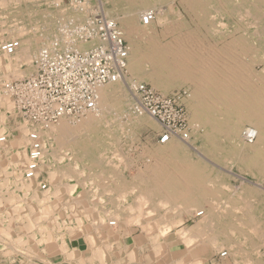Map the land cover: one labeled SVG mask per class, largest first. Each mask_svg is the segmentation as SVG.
Here are the masks:
<instances>
[{"label": "bare ground", "instance_id": "obj_1", "mask_svg": "<svg viewBox=\"0 0 264 264\" xmlns=\"http://www.w3.org/2000/svg\"><path fill=\"white\" fill-rule=\"evenodd\" d=\"M21 1L25 0H0V6L2 9L10 3L16 6ZM74 1L70 7L61 6L60 1L53 3L51 8L54 11H49L55 18H50L48 23L42 21V25L39 16L43 20V14L39 13L29 21L23 16L28 13L20 11L21 8L13 13L14 20L11 18L9 23L0 21V43L7 40L20 43L12 55L0 53V261L12 264L15 257L18 264H78L75 258L79 251H69L63 238L65 233L70 237L80 232L83 245L89 248L86 264H123L111 261L109 256L110 251L117 249L114 247L115 238L122 235L117 233L118 229L123 227L129 232L130 223L139 225L141 219L154 215L162 217L160 212L165 214L170 208L179 207L187 215L199 218L195 225L182 227L179 233L189 253L197 256L196 264H202L212 251L221 253L223 249L232 264H263L264 198L260 195L264 188L260 184L264 183V0H214L210 3L213 7L210 14L205 10L208 5L200 6V0H178L184 13L191 17L194 28L184 17L172 22L168 20L167 23V14L154 10L156 0H104L100 6L106 16L118 13L122 8L120 15L110 20L118 23V32L128 43L126 72L130 78L96 88L95 109L83 117H61L46 127L21 121L15 128L19 134L12 136L7 122L9 115L14 114L15 106L3 89L7 80L30 77L35 73L33 62L39 51L52 47L56 41L62 40V50L78 52H84L98 43L94 38L88 43H70V33L61 32L68 23L85 22L86 17L80 13L74 20L68 18L67 14L90 6L87 0ZM172 2L169 1L168 6ZM202 7L205 13L199 12ZM225 10H229L230 21L218 18L213 26L206 25L207 16L222 17ZM149 12L154 18L144 26L140 18ZM155 18L164 27L162 35H169V40L164 43L157 39L158 35L152 28ZM229 23L234 24L232 28L228 27ZM180 27H184L186 32L170 36L169 30L172 34ZM22 65H27V68L22 69ZM133 79L149 83L163 95L175 86H186L188 95L184 102L191 113L193 132L197 134L198 130H202L194 141L198 139L204 144V152H215L217 155L206 157L196 149L190 138L187 141L171 139L165 144L158 143L159 146L150 152V159H145L147 176H142L143 182L138 177L136 180L133 178L137 185L142 183L141 187H145L138 194V203L128 204L123 211L112 209L109 201L102 197L111 192L110 187L123 186V181L115 177L116 164L107 161L105 167L110 168L107 173L109 180L98 184L103 195L92 191L88 195V199L94 201L90 210L80 198L81 194L76 196L75 191L78 184L84 186L87 181L94 184L93 178L76 179L84 177L86 166H96L92 159L96 147L91 137L95 142L96 138H105L104 141L109 143L112 138L125 137L123 134L128 130L120 123L123 117L133 126L157 128L148 114H139L132 109L133 99L126 85L127 82L136 83ZM112 124L116 128L108 130L106 127ZM101 126L106 129H98ZM36 137L42 156L37 173L27 179L28 151ZM225 139L231 144L225 145ZM54 143L59 150L71 154V160L68 157L70 167L61 171L53 169L56 159ZM247 151L251 154L246 155ZM189 153L196 156L195 163H189ZM63 157L64 154L60 155L59 163ZM208 164L216 169L212 179L208 178V169H211ZM234 167L237 174L232 171ZM43 171L47 175L45 178L41 176ZM244 175L258 181L254 188L247 186L249 181ZM89 176L93 174L89 173ZM7 177H11L9 185L5 181ZM230 178L239 179L240 186L232 188ZM17 192H21L22 196H18ZM150 197L156 200L154 204H147ZM5 198L11 199L3 202ZM95 204H99L101 209L95 210ZM179 210L178 215L181 214ZM174 216L163 215L162 222L158 224L157 220L152 224L154 226L149 225L148 221H153L148 220V226L143 228L150 238L154 235L151 239L154 256L163 255L165 243H158L157 239L166 237L171 231ZM198 238L203 241H197L192 248L193 241ZM254 238L258 243L254 242ZM133 244L125 256L121 255L127 259L125 264L142 261ZM120 250L117 251L120 253ZM183 258L175 262L183 264ZM54 259L60 262L55 263Z\"/></svg>", "mask_w": 264, "mask_h": 264}, {"label": "rangeland", "instance_id": "obj_2", "mask_svg": "<svg viewBox=\"0 0 264 264\" xmlns=\"http://www.w3.org/2000/svg\"><path fill=\"white\" fill-rule=\"evenodd\" d=\"M156 1L157 2L155 3L154 10H158L159 9V12H161V13L164 12V14L166 13L167 14V16H166L167 23H168V20H169V22H172V21L178 20V19L181 20V18L184 17L187 20L188 25L194 28L193 23L191 24V17L184 13V10H182L183 8L180 7V5L178 3L179 2L178 0H173V2L171 3V5H169V6H168V2L169 1H172V0H156ZM56 2L57 1H55V0H40V1H37V2L35 0H32V1L30 0V2H29V0L28 1L25 0L24 2L21 1L19 3V5H16V6H14L11 3L10 4H7V6L6 5L3 6V9H2V6H0L1 7L0 8V21L1 22L3 21V22H6V23H9L10 19L11 18L12 19L14 18L13 17L14 16L13 13L15 11H18L19 8H21L20 11H22V12L25 11V13H28L27 15L29 17L27 15H23V14L22 15L25 18H28L29 21H32L33 20L32 17L39 16L38 14L41 13V14H43V20H42V16L41 17L39 16V19H41L40 24L42 25V21L44 23H48L50 21V18H55V16L54 17H51L53 15H51V13H50L49 10L54 11L52 9L53 7L51 8V6L53 5V3H56ZM74 2H75L74 0H70V1L61 0L60 1V4H61V6L63 5V7H70ZM87 2H89V4H90L89 8L84 9L83 12H81L79 10L78 11H73V13L71 12L72 14H70V13H69V15L67 14L68 18L70 17L71 19L74 20V19L78 18L76 16H80V14H83L85 17H88L94 11L96 12V8L97 9H100L97 6L96 0H87ZM212 2H215V1L214 0H200L199 1L200 6L208 5V7H205V10L207 11V13L212 12V10H213V7L210 6V3H212ZM31 3H33V4H31ZM21 4H22V6H21ZM11 5H12V7H11ZM17 6H19V7H17ZM119 10L122 12V8H119ZM198 10H199V12H204L205 13L204 7H202L201 9L199 8ZM103 11H104V9H102V12ZM120 11L118 13H114V14H112L110 16H106L105 15V12H103V14H104V17L105 18L113 19L112 17H116V15H120ZM225 11L227 13L225 12L222 17L221 16H218V17L217 16H213V17L211 16L210 17V15L207 16L206 25L207 26L208 25L213 26L214 23H215V20L218 19V18L223 19L224 22L230 21L228 19V17L230 16L229 10L228 11L225 10ZM31 12H33L35 14H32ZM47 13H49L50 15L49 14L47 15ZM204 13H202V14H204ZM72 16L75 17V18H73ZM79 18L82 19L81 17H79ZM211 18H212V20H211ZM209 20H211V22H208ZM114 22L116 23V25L118 27V23L116 21H114ZM154 23H156V24H154ZM154 23L152 25V28H153L156 36L158 35L157 39L161 43H164V42L168 41L169 40V35H167V36H163L162 35L164 33V31H163L164 30V27L158 22L157 18H155ZM187 23H185V24H187ZM138 24H139V22H138ZM158 24H160V25H158ZM233 25L234 24L229 23L228 24V27L229 28H232ZM180 32L181 33L182 32L185 33L186 32V29H184V27L183 28L180 27V29L172 32V34H171V31L169 30L170 36L177 35ZM125 43H126V46H127L128 43H127L126 40H125ZM249 56H251V54H249ZM126 65H127V62H126ZM26 68H27V65H22V69H26ZM256 68L259 69V66H256ZM33 75L34 74H32L30 77H32ZM30 77L26 76L24 78H30ZM127 77H129V73H127ZM15 80L20 81V79H15ZM15 80L12 79L11 81H15ZM21 80H23V79H21ZM7 81H10V80H7ZM132 81L133 82H136V83H139V82H137L134 79ZM129 84H131V83L130 82H127V85L126 86H127L128 90H129V92L131 93V90L132 89H131V86ZM139 84L140 85H145V86L149 87L151 90H153L155 93H157L159 95H162V96H165V97H171V98L176 99V102L174 100L173 101L178 106V108H180L184 112V114H185V118L187 120L186 121L187 122V131H188V134H190V140H193L194 146L196 147V149L199 152H203V155H205L206 157L207 156H210V155H213V156L214 155L215 156L217 155V153H215V152H213V153H207L206 151L204 152V144L200 140H198V139H196V141H194L195 138L198 135L201 134V131L202 130H198V133L197 134H194V132H193V124H192L193 122L191 121V113H190V111L188 110V108L186 106L187 104H185V102H184V100L186 98V95H188V91H186V89H187L186 86H184V85L183 86H179V87H176L175 86V87L171 88L170 91H168L165 95H163L160 92H158L157 90L153 89L152 86L149 83H139ZM130 98H131V100L132 99L134 100V97L132 96V93L130 94ZM134 102L135 101H133V103ZM132 109H133V107H132ZM13 110H14V114H17V117L15 118L14 117V114L13 115L11 114V115H9L8 122H7V127L9 129H11L12 136L19 134V131L17 129H15V128L17 126H19V124H20L21 121H25V119L16 110V108L13 107ZM68 118H71V117H68ZM73 119H75V118H73ZM149 119H150V117H149ZM150 120H151V122L153 121V123L157 124V128L156 129L155 128H152V127H146V128H144V127H140V126H136V125L133 126V125L129 124L128 121H126V118L125 117H123V119L120 121V123L128 130V133L123 134V135H125V137L124 136H120V137L112 138L113 141L111 143H109L108 141H104L105 138H102V140L100 138H96V142H95L94 137H91V141L94 142V145L96 147L95 148L96 149V151H95L96 154L93 153V157L94 158H92L93 159V162H96V166H90V167H87L86 166L83 169V171H84V177L78 178V177L75 176L76 179H78V180L79 179L85 180L87 178H93L94 179V184L93 185L91 183H88L89 181H87V182H85V185L84 186L78 184L77 187H76V191H75L76 196L79 195V194H81L80 195V198L82 200L84 199L83 200L84 203H86L87 205H89V209L90 210H91V208H93V206L90 207V205H92L94 201H91L90 199H88V195L91 194L92 192H95L96 194L100 195L102 192H101V187L98 184L103 183V182H108V180H109L108 177L110 175H108L107 173L110 172V168L105 167L106 165H108L106 163L107 161H112L113 164H116V167H117L116 168V172L117 173H116L115 177L116 178L117 177L120 178L123 181V186H125V187L122 186L123 187V192H121L122 187H119V188L117 187V188H113V189L110 187L109 190H111V192L108 195H106V194L103 195V193H102V195H103L102 197H105V201H109L112 209H115L116 208L118 211L119 210L123 211L129 205H135V204L138 203L137 202V200H138L137 199L138 194H140L144 190L145 187L144 186L141 187V185H143L142 183H139L137 185V182L134 181L133 178L136 180V178L138 177L140 179V182H143L142 176L144 177V175L146 174L145 172H147L145 170L146 168L144 169V167L146 166L147 161L150 159V156H151L150 155V152H152L154 149H156L159 146V144H158V137H159V135L162 132L161 126L154 119H150ZM28 126H31V125L28 124ZM32 126H35V125H32ZM106 128L108 130H111V129H115L116 126L112 124V125H109ZM106 128H104V126L98 127V129H100V130H104ZM34 140H36V139H34ZM130 141H132V142H130ZM224 143L227 146L231 144L226 139H225V142ZM55 144L56 143H54V147L56 148V152H55V155L54 156H55L56 159H54L53 169L54 170L57 169V170H60L61 171L64 168L70 167V162L71 161H69V158L71 160V154L69 152H63L64 150H59L57 144L56 145ZM118 145H120V146L118 147ZM66 153H68V155H66ZM248 153L251 154L250 151H247L246 152V155ZM63 154H64V157L62 158V160H60V163H59L58 158L60 157V155H63ZM130 154H131V156H130ZM219 155H221V153ZM120 157H121V160H122V161L120 160L121 162L119 161ZM187 157H188L189 163H195L196 156L193 155V153H189L187 155ZM145 159L146 160L148 159V160L146 161ZM211 161L213 163H217V161H215V160H212L211 159ZM208 165L211 168V169H208L209 170V174H208L209 176H208V178H211L212 179L216 175V169H214V167L212 165H210V164H208ZM138 170L140 172H138ZM232 171H233V173L237 174V170L235 169V167L232 169ZM45 173L46 172H44V171L41 173V176L43 178L47 177V175ZM89 173L93 174V176H89ZM98 174H99V176H98ZM97 176L100 177V178H98ZM145 176H147V174ZM101 177H102V180H101ZM244 177L249 181L248 183H246V184H248L247 186L249 188H254L255 187V183L258 182V181L255 178H253L252 176H250V175H244ZM60 178H61V176H60ZM10 179H11V177H7L5 179L7 185L10 184ZM229 183H230L229 185H231L232 188H237L238 186H240L239 184H241V181L239 179L230 178ZM260 185H261V187H264V183H261ZM118 193H120L121 195L118 194ZM16 194L18 196L19 195L22 196L21 192H17ZM7 196L8 195H6V197ZM260 197L261 198H264V190H263V192L261 191ZM115 198L118 200V202H117V200ZM8 199H11V198H5L3 200V202H9ZM135 199H136V201H134ZM149 200L150 201L147 202V204H154V202H156V200L153 199V198H151V197H150ZM95 205H96L95 206V210L98 211L99 209H101V206H99V204H95ZM178 208L179 207H176V208L175 207H172V208H170V210L168 211L169 214H168L167 211H166L167 214H166V212H165V214H163V212H160L159 211L162 214V217H163V215L168 216V217L170 215H175L174 217H172L173 219H172V228H171V231H170L171 233L169 232L166 237H159L157 239V241H159L158 243H161V244H163V242L165 243V244H163V247H164L163 255H161L159 257L156 256V255L154 256V249H153V247H151L152 246V244H151V241L152 240L151 239H152V236H154V235H152L151 238H150V236L146 235V232L143 229V228H146L149 223H151L149 225L154 226L152 224L155 223V222H157V220H158V224H160L162 222L163 218L162 217H159L161 215H159V216L158 215H154V216H149L148 218L141 219V223L139 225L138 224H135L134 225V224H131L130 223L131 225L129 224V226H128L129 232H127V230L124 229L123 227H120L118 229L117 233L122 234V235H120L117 238H115V241H114L115 246L114 247L117 248V249L110 251L109 256H110L111 261H115L116 260V261H120L121 263L125 264L126 261H127V259H126V257H122V256H125L126 252L129 251L130 248H132V244L134 243L133 244L134 245V248L142 256V261H139L140 263H138V264H164L163 263L164 260L165 259L167 260V258L169 257V254H168L169 249L172 250V251L176 250V251H180L181 253H184L185 255H183L182 258L184 256H186V257H185V259L183 258V260H184L183 263H185V264L186 263L187 264H191V263L192 264H196V260H198L196 258L197 256L196 255H192L191 253H189V251L187 250V248L183 245L184 243L181 241L179 233L183 229L188 228L189 226L191 227V226L195 225L196 222H198L197 220L199 218L196 219L195 217H193L192 214L191 215H187L181 209L179 210ZM154 209H156V208H154ZM178 210L181 213L179 215H178ZM124 212H126V211H124ZM158 217L160 218V220H159ZM154 218L155 219L157 218L156 221H155ZM189 219H191L192 221L189 220ZM148 220H152L153 222L148 221ZM186 221H188V222H186ZM21 222H22V224H24V218L21 219ZM193 222H194V224H192ZM132 226H134V227H132ZM139 226L141 227V231H140V227ZM184 226H186V227H184ZM182 227H183V229H182ZM142 229L144 230V232H143ZM21 230L22 229H20L19 231H21ZM21 232H23V230ZM123 234H125V236H123ZM177 235H179V236H177ZM64 237L65 238H63V241L65 242V247L69 251H72L71 249L78 250L79 251V255H77L76 258H75V262H77L78 264H86V262H85L86 259L85 258L87 256L86 253L88 252L87 249H89V248H87L86 246L83 245V241L81 240V238H82L81 237V233L80 232H76V233L72 234L70 237L69 236H66V233H65ZM103 237L105 239H107L106 236H103ZM111 240H113V239L111 238ZM253 240H255L254 242L258 243V240L257 239L254 238ZM263 240H264V235H263ZM197 241L198 242L199 241L202 242L203 240L200 239V238H198L196 241H193L192 248H195V246L197 245ZM130 242H133V243L132 244H129ZM125 243L126 244H129V245L126 246L124 249H122V246H125L126 245ZM263 244H264V242H263ZM118 249H121L120 250V253L117 251ZM165 251H166V254L164 253ZM224 251L227 253V251L223 249L222 252H224ZM178 254H180V253L178 252ZM219 254H221V253H219L218 251L217 252L212 251L204 259V261H203L202 264H232V262L229 259L228 255L227 256L225 255V256H223V257L220 258L219 257ZM193 256H194V258H193ZM0 259L2 260V256H0ZM213 259H215V260H213ZM263 260H264V257H263ZM54 261H55V263L60 262L58 259H56V260L54 259ZM188 261H191V262L189 263ZM11 262H12V264H18L17 259H15V257H13V260ZM0 264H8V263H3V261H0ZM135 264H137V263H135ZM263 264H264V261H263Z\"/></svg>", "mask_w": 264, "mask_h": 264}, {"label": "built area", "instance_id": "obj_3", "mask_svg": "<svg viewBox=\"0 0 264 264\" xmlns=\"http://www.w3.org/2000/svg\"><path fill=\"white\" fill-rule=\"evenodd\" d=\"M83 1L77 0L78 3ZM103 1L96 0L97 6ZM100 9L96 8V12L86 17L82 24L68 23L61 30L70 33V43H88L94 38L98 41L95 46L84 52L62 50V40L56 41L52 47L39 51L33 62L36 70L32 77L8 81L3 85L17 111L31 125L46 127L61 117H83L95 109L96 88L127 77L125 40L118 32L116 23L105 18L101 6ZM153 18L150 12L143 14L140 23L147 26ZM19 47L17 40L2 42L0 53L12 55ZM129 85L135 101L133 111L148 114L161 126L159 144L171 139L187 141L190 138L185 114L175 104L176 99L159 95L139 83L131 82ZM34 139L28 151L25 169L27 179L37 173L42 156L40 142L37 137ZM225 254V251L221 252L219 257Z\"/></svg>", "mask_w": 264, "mask_h": 264}, {"label": "crops", "instance_id": "obj_4", "mask_svg": "<svg viewBox=\"0 0 264 264\" xmlns=\"http://www.w3.org/2000/svg\"><path fill=\"white\" fill-rule=\"evenodd\" d=\"M188 220V219H187ZM190 220V219H189ZM192 221V220H191ZM186 222H188V221H186ZM192 224H194V222L192 223ZM178 252H180V251H176V250H174V252L172 251V250H170L169 249V251H168V254H169V257L167 258V260L165 259L164 260V264H177L175 261L176 260H178L179 258H182V256L184 255V253H181L180 252V255L178 254ZM165 254H166V252H165ZM175 255V256H174ZM174 256V257H173ZM181 256V257H180ZM173 257V258H172ZM213 260H215V259H213ZM172 261V262H171ZM183 264H185V263H183Z\"/></svg>", "mask_w": 264, "mask_h": 264}]
</instances>
